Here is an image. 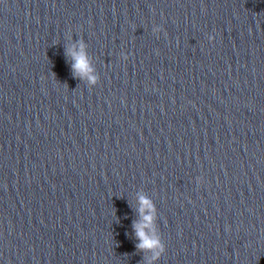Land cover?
Instances as JSON below:
<instances>
[{
    "label": "clouds",
    "instance_id": "1",
    "mask_svg": "<svg viewBox=\"0 0 264 264\" xmlns=\"http://www.w3.org/2000/svg\"><path fill=\"white\" fill-rule=\"evenodd\" d=\"M162 27L155 28L154 31H161ZM210 40L214 38L209 36ZM65 55L71 60L73 75L81 80H87L90 84H95L98 77L94 74V69L88 57L86 44L82 39L76 40L70 46L65 47ZM139 207L137 209L140 219L133 222L135 236L139 241L136 248L140 252L151 253L150 259L146 258L145 264H153L160 260L165 253V244L156 230V215L154 202L144 196L138 197Z\"/></svg>",
    "mask_w": 264,
    "mask_h": 264
}]
</instances>
